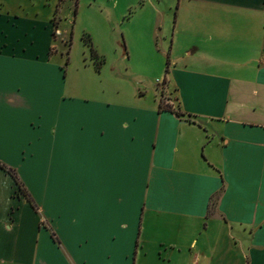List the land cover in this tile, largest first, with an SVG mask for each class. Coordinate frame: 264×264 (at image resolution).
Here are the masks:
<instances>
[{"label": "crops", "instance_id": "crops-1", "mask_svg": "<svg viewBox=\"0 0 264 264\" xmlns=\"http://www.w3.org/2000/svg\"><path fill=\"white\" fill-rule=\"evenodd\" d=\"M176 2L206 64L165 88L193 122L66 94L0 8V163L31 198L0 167V264H264V0Z\"/></svg>", "mask_w": 264, "mask_h": 264}, {"label": "rangeland", "instance_id": "rangeland-1", "mask_svg": "<svg viewBox=\"0 0 264 264\" xmlns=\"http://www.w3.org/2000/svg\"><path fill=\"white\" fill-rule=\"evenodd\" d=\"M176 1L64 0L55 14L54 37L51 19L55 0H0V8L21 17L20 30L9 32L12 37L20 36L26 45L25 58L43 60L48 49L53 54L48 59L49 72L65 80L66 94L154 108L159 99L165 102L168 96L166 85H162L167 58L169 71L186 59L193 60L191 68L203 69L206 64L201 49L192 51V42L181 41L174 32ZM87 36L91 48L103 58L99 71L90 57V46L84 43ZM151 234H159V227H152ZM184 234L199 236L197 230L187 227ZM152 253L149 250L147 254L148 264H162Z\"/></svg>", "mask_w": 264, "mask_h": 264}, {"label": "trees", "instance_id": "trees-1", "mask_svg": "<svg viewBox=\"0 0 264 264\" xmlns=\"http://www.w3.org/2000/svg\"><path fill=\"white\" fill-rule=\"evenodd\" d=\"M64 0H58L55 9H54V13H53V17L51 19L52 24L54 25V30L52 32V36L54 37L55 35V29H56V23H54V19H55V14L58 12V7L61 5V3ZM85 44H87L88 46H90V57L91 59L94 61L95 64V70L99 71L102 64H103V58L98 55L93 48H91V44H90V39L87 36V39L84 41ZM71 45V42H70ZM69 45V46H70ZM70 48V47H69ZM69 50V49H68ZM168 66H169V59L167 58V62H166V71L165 73L168 72ZM162 85H166V76H164L163 80H162ZM166 99L168 101H165L161 98L158 101V110L159 111H169L173 114H175L177 117L180 118H185L188 121L193 122V120L191 119V115L187 114L185 112H183L180 107H179V103H178V97L176 95V89H169V93L168 96L166 97ZM175 103V106L172 104ZM0 167L5 169L9 174H11V176L14 178L15 183L17 184V187L19 188V190H21V192L27 197L28 201L31 202V198L29 196V193L27 192V190L25 189V187L23 186L22 182L18 179L17 175L15 174L14 170L7 167L6 165L0 163ZM218 193L213 197V199L211 200L214 204L216 201V197H217Z\"/></svg>", "mask_w": 264, "mask_h": 264}]
</instances>
